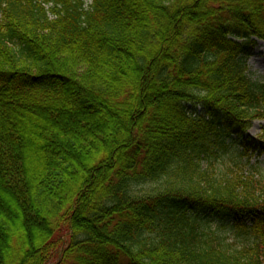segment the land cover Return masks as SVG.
<instances>
[{
    "label": "trees",
    "instance_id": "16d2710c",
    "mask_svg": "<svg viewBox=\"0 0 264 264\" xmlns=\"http://www.w3.org/2000/svg\"><path fill=\"white\" fill-rule=\"evenodd\" d=\"M258 40L264 0H0V264H264Z\"/></svg>",
    "mask_w": 264,
    "mask_h": 264
},
{
    "label": "rangeland",
    "instance_id": "374dc122",
    "mask_svg": "<svg viewBox=\"0 0 264 264\" xmlns=\"http://www.w3.org/2000/svg\"><path fill=\"white\" fill-rule=\"evenodd\" d=\"M246 67L248 69L249 77L252 81L264 84V41H256L255 46L252 49V52L246 62ZM264 129V119L254 121L247 131L244 139L235 143L233 148L229 150V157L236 158L237 162L245 165L247 161H250V164L257 163L260 169L261 175L264 177V156H256V153L253 152L255 143L258 140V137ZM249 146V152L247 156H240V153L243 152L244 146ZM26 150V149H25ZM28 152V150H26ZM30 152V151H29ZM30 153L27 156H31ZM34 156L29 158L30 165ZM227 162V161H226ZM2 194L0 193V196ZM205 227H209L211 230H216L218 233L224 234L225 227L222 226V223L217 218H208L205 220Z\"/></svg>",
    "mask_w": 264,
    "mask_h": 264
}]
</instances>
